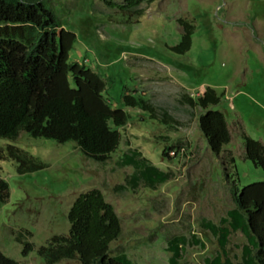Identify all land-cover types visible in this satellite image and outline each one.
<instances>
[{
    "label": "rangeland",
    "instance_id": "1",
    "mask_svg": "<svg viewBox=\"0 0 264 264\" xmlns=\"http://www.w3.org/2000/svg\"><path fill=\"white\" fill-rule=\"evenodd\" d=\"M126 1H44L63 27L76 34L69 60L101 74L110 105L126 111L129 121L121 129L120 149L103 164L83 156L71 141L57 143L24 132L15 140L0 137V149L17 146L47 164L18 174L15 161L0 160V176L9 192L6 202H0V251L18 264H44L36 249L53 234H67L70 206L92 189L103 193L121 221L111 255L123 249L135 263L168 264L165 237L190 238L193 232L205 248L187 246L182 261L203 264L218 246L200 226L201 217L218 222L233 206V185L241 189L264 181V169L244 157L240 133L264 145V0H140L126 9L114 6ZM178 18L195 27L191 47L182 53L172 50L181 37ZM207 86L222 95L210 108L224 114L231 133L218 155L198 127L203 110L183 98H196ZM123 94L149 101L157 119L125 106ZM163 111L172 116L171 125L160 122ZM129 148L172 171L174 178L155 190L140 186L116 191L133 169L114 168L118 156ZM18 236L34 245L26 256ZM243 240L241 235L230 237L231 259L240 254L234 244ZM56 264L79 262L64 259Z\"/></svg>",
    "mask_w": 264,
    "mask_h": 264
},
{
    "label": "trees",
    "instance_id": "2",
    "mask_svg": "<svg viewBox=\"0 0 264 264\" xmlns=\"http://www.w3.org/2000/svg\"><path fill=\"white\" fill-rule=\"evenodd\" d=\"M44 1L0 0V137L15 140L24 132L57 143L71 141L83 156L103 164L120 149L121 129L128 123L129 114L110 105L106 82L96 69L69 60L76 34L63 27ZM138 2L127 0L113 5L126 9ZM177 22L181 37L172 50L182 53L190 49L195 27L184 18H178ZM221 97L209 86L196 98L183 95L190 106L203 110L198 116V127L216 155L231 140L224 114L210 108L219 104ZM121 98L125 106L147 111L151 118L157 119L156 108L144 98L132 94H123ZM160 122L171 125L173 118L163 111ZM240 133L244 157L264 169V145L242 130ZM163 154L167 156L168 152ZM0 160L15 161L18 174L47 167L38 157L13 145L0 149ZM127 166L133 169L123 183L115 186L116 191H135L140 186L155 190L174 178L172 171L153 165L138 149L121 152L114 168ZM230 194L234 208L225 220H220L219 226L204 219L207 227H202L217 238L222 251L204 257L203 264H264V181L241 189L233 185ZM8 196V183L0 176V202H6ZM67 220V234H53L36 249L44 264H56L64 259H77L79 264H138L123 249L111 255L110 245L121 234V221L99 189L79 194L68 210ZM237 230L252 240L248 241L251 250L242 252V261L234 263L225 249L230 234ZM21 238L18 236L16 240L23 244L22 255L26 256L34 245ZM165 240L166 251L170 253L168 264H187L182 258L188 245L204 248L194 233L190 238L171 234ZM0 264L18 262L0 251Z\"/></svg>",
    "mask_w": 264,
    "mask_h": 264
},
{
    "label": "crops",
    "instance_id": "3",
    "mask_svg": "<svg viewBox=\"0 0 264 264\" xmlns=\"http://www.w3.org/2000/svg\"><path fill=\"white\" fill-rule=\"evenodd\" d=\"M252 47H253V45H252ZM256 47V46H255ZM257 49V48H256ZM234 208V204H233V206L231 207V208H228L227 210H226V212H225V215H221L220 217H219V219H218V222H214V221H212V220H210V219H208V218H206V217H201V219H200V226L202 227V226H206L207 227V223H205L204 222V219H206V220H210V221H212L213 223H215L216 225H220L219 223H220V220H225L226 218H227V214H228V212H230L232 209ZM203 228V227H202ZM204 229V228H203ZM205 230H208V229H205ZM209 231V230H208ZM210 232V231H209ZM193 233V232H192ZM211 233V232H210ZM195 234V233H194ZM212 235V234H211ZM237 235H241L243 238H244V240L242 241V244L241 245H237V244H234V247H236V248H240V254H239V256H237L236 254H233V258H234V260L233 259H231L230 258V256H229V252H228V243H229V241H230V237L231 236H237ZM213 236V235H212ZM214 237V236H213ZM215 238V240H216V242H217V238L216 237H214ZM252 239L250 238V239H247V237L245 236V234L241 231V230H237V231H235V232H232L231 234H230V236H229V238H228V242H227V244H226V252H227V257L231 260V261H233L234 263H236V262H241L242 261V252H246V251H250L251 249V247H249L248 246V241H251ZM202 241V240H201ZM203 242V241H202ZM204 243V242H203ZM188 246H190V245H188ZM192 246H198V245H192ZM217 246H218V242H217ZM187 247V246H186ZM186 247L184 248V252H185V249H186ZM200 247V246H199ZM204 248H205V244H204ZM204 248H202V249H204ZM221 249L219 248V246H218V248H217V250H216V253H215V255H217V254H219V253H221ZM214 255V256H215ZM208 257V256H207ZM222 260H224V256H222Z\"/></svg>",
    "mask_w": 264,
    "mask_h": 264
}]
</instances>
